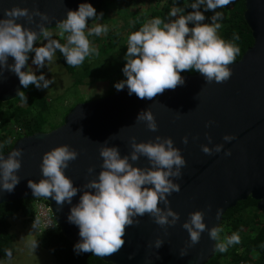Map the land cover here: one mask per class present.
Instances as JSON below:
<instances>
[{
  "label": "water",
  "instance_id": "water-1",
  "mask_svg": "<svg viewBox=\"0 0 264 264\" xmlns=\"http://www.w3.org/2000/svg\"><path fill=\"white\" fill-rule=\"evenodd\" d=\"M106 0H0V18L3 9L19 6L34 9L55 17L47 28L57 26V22L67 18L68 11H78L81 3H90L95 8ZM244 19L252 31L253 44L242 56L229 65L231 78L222 83L208 84L199 72L180 74L185 83L174 90H165L152 100L129 95L125 85L123 90L114 91L96 99L73 105L63 118V122L48 131H38L17 138L11 148L0 154L5 159L15 149H23L21 168L17 172L19 183L12 192L0 186V203L20 198L36 197L29 188V181L39 183L44 179L41 171L46 152L69 145L79 155L65 169V175L80 189L71 204H56L52 197L49 202L51 212L63 235L75 244L81 241L80 229L70 223L71 208L80 202L84 194L83 185L98 178L103 159L100 148L105 141L108 147H117L121 157L131 154L130 140L137 142L155 141L157 136L171 137L174 146L181 149L186 160L183 176L174 182L181 185V191L168 197L171 208L180 214V221L166 229L154 223L149 215L138 217L139 225L126 228L125 244L115 254L100 257L113 264H205L215 254L216 241L210 239L206 230L200 242L187 247L189 233L182 225L189 213L205 211L208 229L219 226L223 214L239 201L251 197L257 200V209L264 217V0H245ZM39 22V18H36ZM25 27L39 31L36 24ZM41 36H38L37 41ZM34 43V45H35ZM8 58V65L14 64ZM24 71H28V62ZM22 90L19 77L9 68L0 67V101L14 99ZM150 109L155 115L158 131H150L145 122H137L141 111ZM214 121L211 127H206ZM206 133L211 135L209 144ZM225 135L236 137L230 143L223 140ZM188 136L189 143L182 142ZM224 144V151L214 155L202 152L201 145ZM231 149L232 155L224 152ZM131 162V161H130ZM134 166L150 167L146 157L133 162ZM95 167L93 174L88 173ZM94 193L95 190H88ZM211 205V210L208 206ZM164 208L163 203L160 204ZM222 209L217 219L216 212ZM160 239L163 244L155 247ZM187 248V255L181 256Z\"/></svg>",
  "mask_w": 264,
  "mask_h": 264
},
{
  "label": "clouds",
  "instance_id": "clouds-1",
  "mask_svg": "<svg viewBox=\"0 0 264 264\" xmlns=\"http://www.w3.org/2000/svg\"><path fill=\"white\" fill-rule=\"evenodd\" d=\"M232 0H195L190 7L191 13L184 15V9L173 6L168 13L170 19L166 22L161 17H155L145 22L138 31L131 33L127 39L126 65L123 72L127 79L115 84L117 91L123 90L125 85L129 95L135 94L140 99L152 100L165 90H174L185 83L181 72L195 70L203 75L206 82L222 84L232 76L229 65L233 64L240 49L234 43L225 41L218 35L223 19V13L216 11L225 8ZM212 11L211 23H202L206 17L202 12ZM3 18H0V67L9 68L20 80L21 85L27 88L35 85L37 89L48 88L54 81L48 80L43 74L37 76L30 68L24 71L29 60V54L35 53L32 63L43 68L45 63L53 61L57 50L66 58L67 64L77 67L83 64L86 57L96 53L88 39L89 36L106 34V25L96 24L88 28V19L96 18V9L90 3H81L78 11H68L67 18L57 22L61 38L66 43L52 38L46 24H51L55 17L41 12L38 7L34 9L14 6L3 9ZM101 13V17H102ZM39 18L37 22L36 18ZM26 20L36 24L39 31L25 27L18 23ZM195 24L190 28L189 23ZM87 29V35H86ZM38 36H42L47 43L34 47ZM234 39H239L234 36ZM14 58L15 63L8 65V58ZM24 98L25 93L19 92ZM137 122H145L147 128L158 131V124L153 112L148 109L141 111ZM214 121H209L206 127H211ZM209 144L211 135L206 133ZM234 135H225L223 140L230 143L235 140ZM182 142L189 143L188 136ZM6 143H9L6 141ZM131 154L121 157L117 147H108L105 141L100 148L103 159L98 178L90 180L83 185L84 194L80 202L71 208L68 220L80 229L82 238L75 247L77 253H93V256L105 257L118 252L125 244L126 228L139 225L138 217L149 215L154 223L162 228L175 226L180 221V214L170 206L168 197L174 192L181 191V185L174 182L182 178V169L186 160L181 149L174 146L171 137L157 136L155 141L137 142L136 137L130 140ZM203 153L211 156L224 151V144L209 147L201 145ZM79 153L69 145L58 146L44 154L41 171L44 179L39 183L29 181L28 186L36 197H52L57 205L63 206L65 202L71 204L78 189L73 181L65 175V169L70 162L78 158ZM231 156V149L224 152ZM23 149H15L5 159L0 156V186L7 192H12L20 181L17 172L21 168ZM141 157H146L150 167L134 166ZM131 161V162H130ZM95 172L90 167L88 173ZM88 190H95L94 193ZM165 205L164 208L160 204ZM211 210V205L208 206ZM222 209L216 212L217 219L221 217ZM205 211L198 210L189 213V218L182 227L189 233L187 247H194L200 242L201 235L206 230L210 239L216 241L215 248L223 253L230 245L240 243L238 233L221 240V227L207 228ZM36 221L34 223L35 227ZM59 227V226H58ZM163 241L157 239L155 247L158 249ZM37 241H31L30 247L36 249ZM11 258V250L6 251ZM181 256L187 255V248L182 250Z\"/></svg>",
  "mask_w": 264,
  "mask_h": 264
},
{
  "label": "trees",
  "instance_id": "trees-1",
  "mask_svg": "<svg viewBox=\"0 0 264 264\" xmlns=\"http://www.w3.org/2000/svg\"><path fill=\"white\" fill-rule=\"evenodd\" d=\"M154 1L160 6L157 11L152 12L150 17H146L142 13L135 14L130 18L129 23L127 22L124 25L125 32H119L114 36L108 37L107 41H110L108 43L109 51L117 50L118 53L116 54L119 56L114 55V60H109V65L107 66H116V68L109 74H104V77H112L118 71L123 70L127 63L125 59L127 39L131 33L138 31L145 22L155 17H161L166 22L170 19H177L180 14L173 18L168 15L173 6L184 9V15L194 11L190 5L195 0ZM200 10L204 12V7L201 6ZM244 10L245 0H232V3L227 7L216 10L223 13V19L218 21L221 24L218 35L225 41L234 43L240 49L235 61L253 44L252 31L243 16ZM214 14L212 11L204 12L206 19L202 23H210ZM188 26L192 28L195 24L190 22ZM234 36H238L239 39H234ZM120 43H122L121 53L118 50V44ZM58 56L65 64V67L71 70L72 66L67 64L66 58L60 52H58ZM83 64L86 65L87 62L84 61ZM195 73H197L195 70H190L180 74ZM21 91L25 93L24 98L18 95L6 102L0 101V154L6 153L17 138L38 131H46L45 126L48 121L47 114L49 113L48 101L35 85H30L27 88L22 86ZM62 122L63 119L54 128ZM13 124L20 125L22 132L13 134L11 130V125ZM6 141L9 143H6ZM33 201V198H20L0 203V263L9 258L6 255L7 250L10 249L13 253V234L10 231L11 224L9 219L20 216L28 221H33ZM256 204L257 200L248 197L227 209L219 225L223 229L220 233L221 240L231 236L233 233H238L240 243L230 245L228 250L223 253L216 250L215 254L205 264H264V217L262 211L257 210ZM37 239L43 248L52 252L55 264H113L103 261L98 256H93L91 252L77 253L74 247L76 244L67 239L59 228L55 231H41L38 233Z\"/></svg>",
  "mask_w": 264,
  "mask_h": 264
},
{
  "label": "rangeland",
  "instance_id": "rangeland-1",
  "mask_svg": "<svg viewBox=\"0 0 264 264\" xmlns=\"http://www.w3.org/2000/svg\"><path fill=\"white\" fill-rule=\"evenodd\" d=\"M159 6L154 0H106L99 7H95L97 17L88 19V28L101 24L107 26L108 32L100 36L93 35L88 37L91 46L97 51L85 58L86 65L81 64L80 66L72 67L71 70L67 69L58 56L59 50H57L53 61L50 64L46 62L43 68H39L32 63L35 53L29 54L28 70L30 68L36 75L43 74L46 79L54 81L48 88L38 89L49 105L48 121L45 126L46 131L51 127L54 128L62 121L69 107L79 102L99 98L108 94L107 92L112 93L116 90V83L127 79L123 70L118 71L112 77H104V74H109L116 68V66H107L109 65V60L113 59L114 55L119 56L116 54L118 53L117 50L109 51L108 43L110 41H107L108 37L114 36L119 32H125L123 27L127 22L129 23L133 15L142 13L146 17H150L152 12L157 11ZM101 13L103 14L102 17ZM47 30L52 33L53 39L59 40L61 44L66 43V39L60 36L58 26L47 28ZM46 43L47 40L41 36L34 47H40ZM121 44H118L120 53L122 50ZM19 217L10 219L11 231L14 234L12 256L3 260L0 264H55L52 252L43 248L35 237L37 233H35L36 227H34L33 221L26 219L22 224L25 232L23 235L22 232L19 233L17 229L20 223ZM31 241L38 242L36 249L30 247Z\"/></svg>",
  "mask_w": 264,
  "mask_h": 264
},
{
  "label": "built area",
  "instance_id": "built-area-1",
  "mask_svg": "<svg viewBox=\"0 0 264 264\" xmlns=\"http://www.w3.org/2000/svg\"><path fill=\"white\" fill-rule=\"evenodd\" d=\"M13 134L21 133L22 127L17 124L11 125ZM33 211L35 227L41 231H55L57 230L58 224L51 212L49 202L44 198H34Z\"/></svg>",
  "mask_w": 264,
  "mask_h": 264
},
{
  "label": "crops",
  "instance_id": "crops-1",
  "mask_svg": "<svg viewBox=\"0 0 264 264\" xmlns=\"http://www.w3.org/2000/svg\"><path fill=\"white\" fill-rule=\"evenodd\" d=\"M107 93H110V92H107ZM17 217H19V216H17ZM13 218H15V217H13ZM10 219H11V218H10ZM10 219H9V221H10ZM19 220H20V223H19V225L17 226V229L19 230V233L22 232V235H23L24 232H25V230H24L22 224L25 222L26 218H24V217H19ZM10 224H11V221H10ZM10 231H11V226H10ZM11 232H12V231H11ZM39 232H40V231L36 228L35 233H37V235H38ZM12 234H13V233H12ZM37 235L35 236L36 238H37ZM30 236H32V235H30ZM13 238H14V234H13Z\"/></svg>",
  "mask_w": 264,
  "mask_h": 264
}]
</instances>
